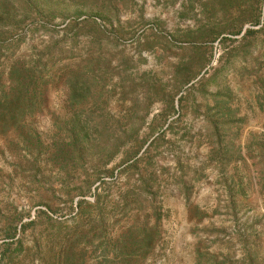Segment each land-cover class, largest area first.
<instances>
[{
    "label": "rangeland",
    "instance_id": "374dc122",
    "mask_svg": "<svg viewBox=\"0 0 264 264\" xmlns=\"http://www.w3.org/2000/svg\"><path fill=\"white\" fill-rule=\"evenodd\" d=\"M98 1L101 11L61 4L66 17L39 26L2 59L7 71L18 60L54 54L46 98L19 128L0 127V244L15 229L23 238V252L0 264H59L51 236L66 230L58 221H71L80 200L86 212L94 210L99 178L108 182L99 190L105 204H117L113 229L153 225L134 194L140 174H153L146 203L155 200L163 213L147 264H196L200 253L264 264V0ZM174 99L171 119L179 121L144 160L114 178L135 144L123 142V130L139 129L145 149L159 126L151 128L154 116L166 114ZM74 130L90 135L85 161L73 151L52 157V142ZM29 132L42 141L39 153L25 150ZM230 138L240 155H226ZM247 248L258 252L252 262L244 258Z\"/></svg>",
    "mask_w": 264,
    "mask_h": 264
},
{
    "label": "trees",
    "instance_id": "16d2710c",
    "mask_svg": "<svg viewBox=\"0 0 264 264\" xmlns=\"http://www.w3.org/2000/svg\"><path fill=\"white\" fill-rule=\"evenodd\" d=\"M71 3L99 8L100 11L104 7L103 4H98L100 3L98 0H0V127L2 129H9L13 125L18 128L22 126L21 122L25 115L31 111L34 112L39 101L41 102L46 98L45 85L51 78L49 63L54 60V54L51 52L35 54L28 59L18 60L7 71L2 68L3 57H8V53H13L20 44L26 41L29 35L39 31V26H50L49 24L56 17L61 15L63 17L64 12L60 10V5ZM66 20L67 18H64V21ZM87 22L88 19L70 20L63 29L73 31L80 24ZM255 23L258 24L259 20ZM251 31L247 29L244 36ZM225 40L222 38L220 42L223 43ZM182 101L183 97L180 96L178 102ZM176 114L178 112L175 108L174 99L171 103V109L166 114L154 116L150 123V125L152 124L151 128L157 122L159 126L153 128L152 132L156 136L145 149L144 139L139 140V129H124L120 136L123 142L128 138H134L135 144L133 148L125 151L123 164L126 165L112 176L118 178L123 171L136 167L144 160L150 151V147L163 139L167 131L173 128L174 123L179 121L180 115L171 119ZM27 136H32V139ZM27 136L23 138L25 150L39 153L43 145L40 137H33L30 132ZM89 136L74 130L69 136H65L61 142H52L49 152L52 157L64 158L73 151L78 161L84 162L88 157L85 156V152L90 150L91 146L87 145V148L83 144L90 140ZM260 143L262 144V142ZM225 149L226 155L229 151L240 155L242 147H238L234 139L230 138ZM258 158L261 166L258 170V179L261 184L264 183V146L261 148ZM150 175L147 177L140 174V191L134 194L146 206L143 212H148L147 215L154 218L153 225L144 221L141 224L140 222L132 223L118 230L113 229L109 222L117 204H105L99 190L108 182L99 178L100 185L95 188L98 192L94 194L95 200L92 203L95 205L94 210L86 212L85 203L87 201L80 200L77 205L78 210L71 217V221H58L65 224L66 230L63 231L60 228L55 235L51 236L60 245L59 264H147L146 258L158 246L161 236L160 220L163 216L161 206L155 200H149V204L146 203L148 201L147 193L153 187L151 182L154 180V176L153 174ZM42 212L44 213V211ZM32 224V221L22 224L21 230L25 231ZM8 239L10 240L0 244V263L1 261L13 262L15 257L23 252V238L18 234L17 229L8 236ZM257 255L258 252L250 250V248L244 252L245 260L250 262L254 261ZM196 264H235V262L227 258L219 259L215 254L200 253Z\"/></svg>",
    "mask_w": 264,
    "mask_h": 264
}]
</instances>
